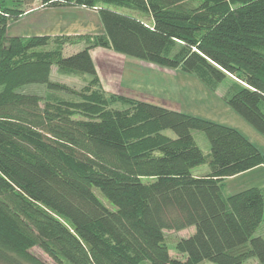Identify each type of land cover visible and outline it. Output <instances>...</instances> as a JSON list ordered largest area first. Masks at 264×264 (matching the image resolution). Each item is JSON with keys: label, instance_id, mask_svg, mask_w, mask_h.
Wrapping results in <instances>:
<instances>
[{"label": "trees", "instance_id": "obj_1", "mask_svg": "<svg viewBox=\"0 0 264 264\" xmlns=\"http://www.w3.org/2000/svg\"><path fill=\"white\" fill-rule=\"evenodd\" d=\"M123 2L150 15L151 25L100 7L103 35L69 57L46 50L55 36H9L17 14L0 2V264H48L35 249L55 264H264V238L255 236L264 190L225 196L221 184L264 165V153L234 128L145 101L96 114L92 106L107 99L91 55L110 49L202 73L216 86L235 76L243 84H234L228 105L264 135V0H41L46 8ZM176 45L180 57L170 52ZM55 66L88 75L89 90L52 81ZM35 84L56 102L41 107L21 92ZM195 131L208 139V155ZM202 165L209 172L195 176ZM190 227L195 233L176 244L185 259H173L164 232Z\"/></svg>", "mask_w": 264, "mask_h": 264}, {"label": "rangeland", "instance_id": "obj_2", "mask_svg": "<svg viewBox=\"0 0 264 264\" xmlns=\"http://www.w3.org/2000/svg\"><path fill=\"white\" fill-rule=\"evenodd\" d=\"M241 3L242 0H234ZM7 7L15 10L17 20H11L8 25L9 36L29 38L33 36H55L52 45L46 50L59 49L65 57L74 55L84 50L87 45L94 44V40L104 33L97 9L103 6L116 8L125 13L132 14L148 25L152 20L150 15L136 9L130 3H99L96 8L72 6L69 8H46L41 0H0ZM69 37V38H67ZM63 42L61 46L59 43ZM73 42H79L73 44ZM173 55L180 57L183 51L180 45L170 49ZM91 55L95 62L99 86L97 92L100 98L107 99L99 105L92 106L96 114H104L113 109H127L128 103L145 101L179 111L183 114L197 117L203 120L234 128L253 142L264 153V135L254 129L245 119L236 113L228 105V97L234 84H243L235 77L229 76L223 83L215 85L212 80L199 73H185L180 68L170 69L159 67L135 58L126 57L110 49L92 48ZM180 55V56H179ZM177 57V58H178ZM51 80L65 84L76 92L89 90L90 79L88 75L60 72L58 67H53ZM207 85H206V84ZM25 94L38 96L42 101L41 107L47 103L56 102L55 95L43 85H29L21 89ZM59 97L70 99L72 102L82 103L79 95H69L63 92L56 93ZM133 108V107H132ZM80 112H84L78 109ZM79 115L84 116L83 113ZM76 116V118H81ZM138 128L133 134H139ZM154 126L148 125L147 130H153ZM141 129V128H140ZM166 134L174 137L171 131ZM195 141L205 155L210 153V144L203 132H193ZM208 165H202L193 169L196 176L209 172ZM264 177V169L256 172ZM241 175V174H240ZM238 175V176H240ZM247 177L240 179H221L222 191L225 196L237 193L238 186L242 185ZM195 233V228L190 227L182 231H165V242L170 249L173 259L184 260L185 257L178 253L176 244L181 239H187ZM255 236L264 238V220ZM34 253L43 262L55 264L41 250L35 249ZM150 263V262H149ZM143 262V264H149ZM204 264H214L205 262ZM246 264H259L257 259H252Z\"/></svg>", "mask_w": 264, "mask_h": 264}, {"label": "crops", "instance_id": "obj_3", "mask_svg": "<svg viewBox=\"0 0 264 264\" xmlns=\"http://www.w3.org/2000/svg\"><path fill=\"white\" fill-rule=\"evenodd\" d=\"M261 169H264V165L257 167L253 170H250L246 173H243L240 176L233 177V179H238V178L240 179V177L241 178L247 177V180H245L242 185L238 186V190L241 191L252 187H257L264 190V177L263 176L260 177L258 174H256V172L260 171Z\"/></svg>", "mask_w": 264, "mask_h": 264}]
</instances>
